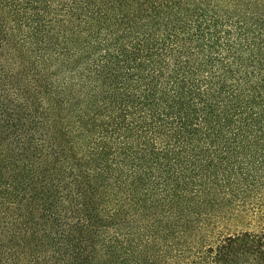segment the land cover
Masks as SVG:
<instances>
[{"label": "trees", "instance_id": "trees-1", "mask_svg": "<svg viewBox=\"0 0 264 264\" xmlns=\"http://www.w3.org/2000/svg\"><path fill=\"white\" fill-rule=\"evenodd\" d=\"M0 264H264V0H0Z\"/></svg>", "mask_w": 264, "mask_h": 264}, {"label": "rangeland", "instance_id": "rangeland-1", "mask_svg": "<svg viewBox=\"0 0 264 264\" xmlns=\"http://www.w3.org/2000/svg\"><path fill=\"white\" fill-rule=\"evenodd\" d=\"M235 226V225H234Z\"/></svg>", "mask_w": 264, "mask_h": 264}]
</instances>
